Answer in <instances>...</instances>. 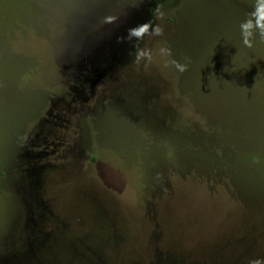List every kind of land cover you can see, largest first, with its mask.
I'll list each match as a JSON object with an SVG mask.
<instances>
[{
  "label": "rangeland",
  "instance_id": "1",
  "mask_svg": "<svg viewBox=\"0 0 264 264\" xmlns=\"http://www.w3.org/2000/svg\"><path fill=\"white\" fill-rule=\"evenodd\" d=\"M252 5L0 0V264L264 257V41L240 31ZM147 22L165 33L141 46L170 47L186 72L132 62L128 31Z\"/></svg>",
  "mask_w": 264,
  "mask_h": 264
},
{
  "label": "clouds",
  "instance_id": "2",
  "mask_svg": "<svg viewBox=\"0 0 264 264\" xmlns=\"http://www.w3.org/2000/svg\"><path fill=\"white\" fill-rule=\"evenodd\" d=\"M166 13L162 8H157L155 19L162 21L165 18ZM119 20L118 16L105 15L101 18L102 25H113ZM240 31L244 46L252 48L254 42L259 37L261 41H264V0H253L252 10L248 13L247 18L241 22ZM165 30L161 23L153 25L152 22L141 24L135 28H131L128 31L127 40L133 39L137 42L135 44V51L130 55L133 57L132 62L137 67L143 65L147 67L151 65L155 58L158 56L163 61L164 67H174L178 72L184 73L188 70V63H181L174 57L173 50L168 46H161L155 52L153 49L141 46V42L146 41L153 37L164 36ZM124 37L120 38V42H123ZM248 264H264V257L252 258L248 261Z\"/></svg>",
  "mask_w": 264,
  "mask_h": 264
}]
</instances>
